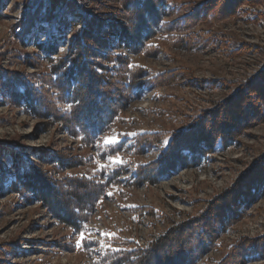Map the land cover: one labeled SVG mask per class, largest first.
Returning a JSON list of instances; mask_svg holds the SVG:
<instances>
[{"label": "trees", "instance_id": "obj_1", "mask_svg": "<svg viewBox=\"0 0 264 264\" xmlns=\"http://www.w3.org/2000/svg\"><path fill=\"white\" fill-rule=\"evenodd\" d=\"M111 1L118 7L108 8L106 20L87 13L76 0L37 3L20 25L22 40L29 36L31 25L36 23L34 27L41 29L37 24L47 26L56 19L49 40L42 47L48 56L59 42L68 43L69 50L65 56L52 61L48 73L33 81L0 68V98L54 119L68 135L92 145L121 122L122 113L144 90L171 85L180 77V69L153 73L135 64L133 56L158 55L156 40L184 52L200 51L216 41L217 36L210 30H197L198 26L239 17L249 12L243 10L245 6L264 4V0H204L176 17L186 10V0ZM4 2L0 0V11ZM43 2L48 10L38 22L39 5ZM68 32L73 35L65 36ZM250 49L243 45L231 54L241 56ZM16 59L23 64L28 57L21 55ZM37 80L40 85L35 84ZM222 87L231 85L223 83ZM262 123L264 67L252 78L239 82L232 96L202 111L181 129L134 136L132 147L137 156L151 152L163 140L167 144L161 148L158 159L136 166L130 178L134 181L130 184L155 185L179 170L200 168L219 145L223 149L235 145L238 137ZM32 151L42 161L41 165L31 163L16 149L0 145V190L42 204L54 219L75 231L85 228L114 180L129 174L127 169H117L105 181L100 176L66 174L86 166L87 162L82 157H67L60 151ZM263 196L264 155L240 175L233 187L209 202L200 215L173 222L147 248L126 243L127 249L107 252L99 264H199L209 253L221 248L218 240L244 218L245 210L254 200ZM221 213L225 220H215L214 216ZM263 260L264 236L243 237L214 264H252Z\"/></svg>", "mask_w": 264, "mask_h": 264}, {"label": "rangeland", "instance_id": "obj_2", "mask_svg": "<svg viewBox=\"0 0 264 264\" xmlns=\"http://www.w3.org/2000/svg\"><path fill=\"white\" fill-rule=\"evenodd\" d=\"M40 1L5 0L0 11V68L25 75L32 81L42 73H48L52 61L65 56L69 50L68 43L59 42L48 56L42 47L48 42L56 19L47 26L37 24L41 29L34 27L36 23L31 25L29 36L22 40L20 25ZM76 1L87 13L102 20L108 18V8L118 7L111 0ZM202 1L186 0V10L176 17ZM47 10L45 2L39 5L38 22L45 18ZM243 10L249 12L220 23L198 26L197 30H210L217 36L216 41L200 51L184 52L156 40L160 49L158 55L133 56L135 64L153 73L180 69V77L171 85L144 90L122 113L121 122L92 145L68 135L54 119L44 118L29 108L12 105L0 98V145L16 149L31 163L42 164L32 150L60 151L67 157H82L87 162L86 166L66 174L100 176L105 181L117 169L129 171L114 180L107 190V197L82 231L59 223L42 204L0 190L2 264H99L103 254L127 249V244L147 248L156 237L166 233L173 222L203 213L209 202L233 187L240 175L255 165L264 155V123L249 129L227 149L219 145L216 153L200 168L179 170L155 185L130 184L134 181L130 178L136 166L158 159L161 148L167 144V140H163L151 152L137 156L132 147L134 136L181 129L202 111L232 96L239 82L247 81L264 67V4L245 6ZM72 35L68 32L65 36ZM221 40L228 43L223 45ZM243 45L251 48L250 51L233 56ZM21 55L28 57L27 63L17 62L16 57ZM223 83L231 87L223 88ZM35 84L40 85V81ZM109 139L118 142L109 145L106 142ZM222 214L214 219L225 220ZM81 233L84 235L82 243ZM262 236L264 196L254 200L245 210L244 218L218 240L221 248L209 253L199 264L221 261L230 246L243 237L256 239ZM252 264H264V260Z\"/></svg>", "mask_w": 264, "mask_h": 264}, {"label": "snow or ice", "instance_id": "obj_3", "mask_svg": "<svg viewBox=\"0 0 264 264\" xmlns=\"http://www.w3.org/2000/svg\"><path fill=\"white\" fill-rule=\"evenodd\" d=\"M106 142H107L109 145H112V144L117 143L118 141H117L116 139H109V140L106 141ZM114 162L119 163L118 160H114ZM83 240H84V235L81 233V240H80V242L82 243Z\"/></svg>", "mask_w": 264, "mask_h": 264}]
</instances>
